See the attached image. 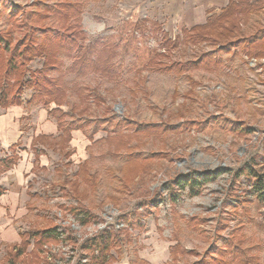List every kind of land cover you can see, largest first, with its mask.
<instances>
[{
	"label": "rangeland",
	"instance_id": "374dc122",
	"mask_svg": "<svg viewBox=\"0 0 264 264\" xmlns=\"http://www.w3.org/2000/svg\"><path fill=\"white\" fill-rule=\"evenodd\" d=\"M237 2L0 0V36L10 42L0 48V163L15 160L9 172L0 169V188L17 204L4 218L19 234L33 231L30 245L13 251L22 256L17 262L11 256V264L90 261L84 245L105 230L116 237L108 264H209L212 255L228 264H264V203L255 189V176L264 179V57L246 52L264 28V10L241 16V7L230 6ZM63 5L75 7L66 27L57 12L69 11ZM211 23L216 29L195 32ZM73 30L84 33L81 45L98 49L122 48L130 34L133 50L123 56L117 48L115 76L77 74L71 70L75 57L61 48L59 70L40 75L44 57L25 62L17 53L18 71L8 73L11 54L3 47L24 52ZM196 33L209 38L191 42ZM157 54L161 65L189 69L157 72L148 65ZM24 69L30 73L20 81ZM45 75L60 83L53 84L60 91L50 106L34 98L40 89L22 84ZM58 107L67 120L94 123L85 134L74 132L64 149L32 144L40 134L59 136L49 114ZM107 118L123 124L127 143L109 141L111 122L107 132L92 136L95 121ZM125 121L148 125L151 134L135 141ZM130 153L135 157L128 160ZM195 172L215 179L196 195L173 184ZM77 209L94 215L93 223L84 225ZM135 222L142 227L128 228ZM50 227H57L59 241L35 248L36 230ZM6 253L1 244L0 264Z\"/></svg>",
	"mask_w": 264,
	"mask_h": 264
},
{
	"label": "trees",
	"instance_id": "16d2710c",
	"mask_svg": "<svg viewBox=\"0 0 264 264\" xmlns=\"http://www.w3.org/2000/svg\"><path fill=\"white\" fill-rule=\"evenodd\" d=\"M237 5L230 4L231 7L234 8V10H240L241 7V16H248L250 10L254 11L255 13L260 12L261 10H264V8L260 9V7H256L257 4H263L264 0H237ZM69 8V11L67 12L66 10L63 11H57L59 14H62L65 19H66V24L64 25V27H66L67 22H69L70 20V16H73L71 13L75 14L74 12H72V9L75 8L72 5H63V9ZM257 9V10H256ZM227 13H231V14H235V12L232 11H228ZM223 19V18H222ZM75 21L70 25L72 27L75 26ZM71 27H67L71 28ZM215 28L216 26H214L212 23L211 24H207L205 27H196L195 32L197 30L203 31L206 28ZM221 29H223V31H227L228 35H230L232 32L230 29L231 28H225V27H221ZM197 31V32H200ZM77 31L73 30L69 33L68 36H63V34L57 35L56 37H48L47 43H44L43 45H37V46H31V47H27L26 50L20 51V49L18 47H13V51L8 50L6 47H3L4 50L8 53L11 54V57L8 61V65L7 68H9V72L8 73H12V71L16 72L18 71V66L14 65V60L13 57H17V53L20 57H23V59L25 60V62L27 61H31L33 59L36 58H43L44 57V71L39 72L40 75L41 74H46L47 72H50V70H56L58 69L57 66V61L59 60V56H58V51L60 50H64L65 53H67L68 56H74V63L73 66L71 67L72 71H76L77 74L79 75H86L88 74V72L93 71L94 73H98L100 75L103 76H115V72H114V66L111 64L112 59L115 57L117 52V48L120 49L121 47H112V48H106L104 47V49H102V47L95 48V45L89 46V47H84L83 45H81V42H79V37L78 35L84 34L83 32L80 33H76ZM59 33H63V32H59ZM201 33V32H200ZM200 33H196L195 35L197 36H193V37H189V40L194 43L199 42L200 40L202 41H206V38H209L207 35L203 34L201 36ZM259 35H256V38L253 39V41L251 43H248V48H246V52L247 55H249L250 57H254V55L261 56L264 57V28H261L260 31L258 32ZM130 40H132L133 36H130V34H128ZM191 36V35H190ZM219 36H223V33H220ZM130 40L127 41L128 45H125L124 47L121 48V53L124 54L123 56H127L131 50H133L130 47ZM9 44V48H10V42L2 41V37L0 36V48L1 46L7 45ZM100 45V44H99ZM254 45V46H253ZM258 51V52H257ZM96 53V54H94ZM146 56L149 55L148 53H145ZM58 56V57H57ZM158 56H160V54L155 55L154 57H152L148 63L149 66H153L154 70H156L157 72H175V73H180V71L182 69H189V68H181V64L180 63H174L170 66L167 65H161L157 60ZM73 58V57H72ZM150 58V56L148 57ZM50 60H52L54 63H50ZM200 62H196L195 65H198ZM20 64V63H18ZM23 64V67H25V63L24 61H22L21 65ZM189 64V63H188ZM191 64V63H190ZM189 64V65H190ZM61 66V63L59 64V68ZM163 66V67H161ZM191 66H194L193 64ZM46 67V68H45ZM59 70V69H58ZM24 69V71H21V76H20V81L22 80V78H25V74L30 73V71H27ZM5 76V73L3 74ZM36 81H27L25 83L22 84H29V88L34 87L37 89H40L38 91V94L36 97H34L35 99L37 98L40 102H44L46 103L48 106H50L51 104H53L54 100L56 99L55 96H58L59 93L58 91H60V89H56L53 84L55 82H58V86H60L59 81L55 80V79H48L46 77V75L42 78H38L36 77ZM19 81V83H21ZM50 84V89L48 88V85ZM57 84V83H56ZM44 89H41V88ZM83 90V89H82ZM81 90V91H82ZM40 92V93H39ZM34 98L32 100H34ZM51 100V101H50ZM56 104V103H55ZM20 105V104H18ZM49 114L51 116H53L56 119L57 125H58V131H59V136L57 138L53 137V136H38L35 137L33 140L32 144H39L42 146H47L48 148H54L55 144H57L59 147L61 148H65L66 145L68 146L69 143L72 141V133L74 131H82L84 134V130H87L89 126H91V123H94V121H88L86 120L84 124H80V119L79 121H70L67 120L68 118V114L63 111L62 109H60V107L50 110ZM111 122V126H114V130H110L108 131L110 134L109 137V141L111 140L112 142L115 143H121L123 144V142L128 141V139H122L126 137V133H122L120 130H122V126L123 124L119 121L114 120V118H107L101 121H95V123L98 125L95 130L92 133L93 134H97L100 132V130L102 129V131L107 132L106 127L110 124ZM127 128L130 129V133L132 135H134L135 137V141L141 140L143 138L149 137V134H151V132L149 133V126H141L139 125L137 122L134 121H125L123 122ZM137 135V136H136ZM130 136V135H129ZM92 139V138H90ZM134 139V138H133ZM126 145V144H125ZM118 146V145H117ZM37 148V147H36ZM46 149V148H45ZM130 150V148H129ZM134 155H132L130 153V156L128 158V160H131L132 157ZM135 157V156H134ZM133 157V158H134ZM39 156L36 155V159H38ZM10 161H5V163H0V169L4 168V171H9L11 170L14 166H15V160L14 158L9 159ZM129 164H131L129 162ZM256 181H255V189H256V193L257 196L259 198V200L261 202L264 203V179H262L259 176H255ZM215 179L214 174H210V173H190V175H180L179 177H177L174 181L173 184L176 186V188L180 189H187L189 188L192 193L194 195H196L198 193V191H196V189L206 183H209L211 181H213ZM259 186H261L259 188ZM3 193V189L0 188V195ZM74 210V209H73ZM78 214L76 215L80 221L85 225V224H90L93 223V218L95 217L94 215H92L90 212L85 211L84 209H77ZM128 222V220H127ZM142 227V223L141 222H135V223H130L128 225V228H131V230H136ZM129 230V229H128ZM38 232L34 233V241H35V248L38 246L41 248L43 246L46 245V242L49 240H55V241H59L61 234L58 232L57 227H50L47 229H42V230H36ZM33 231H30L29 233H26L23 235V247L21 248V250H24V247H28L30 245V239L32 238L30 233ZM30 237V238H29ZM115 235H113V233L108 230H105L104 232H102L101 236H97L94 237V239L89 240L86 242V244L84 245V249L87 251L92 252L91 255V259L90 261H85L87 260L88 257H84V259L80 260L77 264H108L110 260H113L114 258H112V255H110V250L112 248V242L115 240ZM113 240V241H112ZM42 244V245H41ZM179 246V245H178ZM178 246L175 247V250L178 248ZM213 249H215V247L213 246ZM233 249V248H232ZM35 250V249H34ZM215 250H218L217 248ZM237 250V249H236ZM37 251H40V248H38L37 250L34 251V254H37ZM20 252V251H19ZM211 252V251H210ZM220 253V252H219ZM212 254V252H211ZM20 255V253H19ZM210 260H209V264H228L227 261H225L226 263H223V259L222 257L220 259H218V257H214L213 255L210 256ZM236 260L239 261L240 263V256H236L235 257ZM244 261H242L240 264H242ZM201 263V262H200ZM199 263V264H200Z\"/></svg>",
	"mask_w": 264,
	"mask_h": 264
},
{
	"label": "crops",
	"instance_id": "0c3cea01",
	"mask_svg": "<svg viewBox=\"0 0 264 264\" xmlns=\"http://www.w3.org/2000/svg\"><path fill=\"white\" fill-rule=\"evenodd\" d=\"M56 130L58 131V125L56 126ZM74 132H76V131H74ZM58 133H59V131H58ZM41 135L52 136V135L40 134V135H37L35 137H38ZM34 138H33V140H34ZM72 140H73V136H72ZM9 171H7V172H9ZM15 202L16 201L14 200L13 196H9L8 192L3 190V193L0 195V222H1V224H0V247L2 244L7 249V253L3 258L4 259L3 262L6 264H11L10 263V260L12 258L11 256H13V258L16 262L19 261L20 257L22 256V255H15L13 253V251H15V249H17V248L23 247V235L25 233L19 234L13 226V222H10V220H7L4 218V217H7L8 214L11 213L13 209H16L17 204Z\"/></svg>",
	"mask_w": 264,
	"mask_h": 264
}]
</instances>
